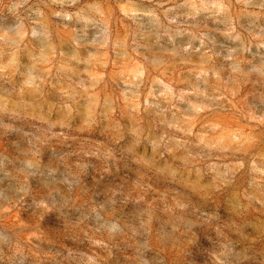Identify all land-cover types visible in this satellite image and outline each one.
<instances>
[{"label":"rangeland","instance_id":"obj_1","mask_svg":"<svg viewBox=\"0 0 264 264\" xmlns=\"http://www.w3.org/2000/svg\"><path fill=\"white\" fill-rule=\"evenodd\" d=\"M178 2L182 3L183 0ZM217 2L221 0H197V6ZM259 3L260 0H253L249 7ZM109 6L114 12V26L119 30L131 24V20L120 22L121 12L137 21L133 27H139L146 34L142 55L154 65L164 63L168 80L178 92L184 90L193 93V100L197 99V90L211 94L225 83L230 86L232 78L239 75L233 71L234 68L242 67L247 71L252 67L241 65V60L250 59L259 66L261 56H264V48L257 47L260 41L252 42L250 52L243 51L249 46L250 37L246 30L264 36V32H261L264 19L254 22L253 17L236 15L244 7L243 4L237 5L232 13L222 15H216L215 9L192 14L190 7L176 8L168 16L176 18V24L171 27L180 34L171 32V40L168 35H161L158 39L151 21L134 15L138 8L145 7L137 0H128L119 8L115 2H110ZM169 6L165 4L166 8ZM61 10L72 11L67 5L63 9L49 6L47 0H0V68L12 63V67L0 73V96L7 95L14 84L27 79L30 74L47 76L45 94L39 101L37 114L50 122L61 120L66 114L63 104L67 98L62 94L63 89H69L70 83L74 86L79 80H83L86 87L91 86V78L85 75L90 68L87 61L89 53L97 51L93 44L102 40L103 25L93 27L88 17L67 19L53 14ZM41 11L45 13L44 16L38 15ZM159 11L163 13V9ZM233 25L236 32L229 34ZM237 33L241 35L240 40L232 38ZM112 55L118 58L120 53ZM53 57L52 64L46 65V59ZM61 64L65 69L57 75V68ZM46 67L49 69L47 72ZM68 68L73 71L68 72ZM202 72L208 75H200ZM215 74L219 75V80ZM69 76L71 81L68 80ZM152 87L155 91L166 90V86L159 84ZM147 91V85L137 89L118 79L105 77L104 84L98 89L101 102L98 113L107 112L112 107H116V112L111 120L99 115V123L94 126L96 131L90 135L78 131L84 119L87 94L75 88L79 103L77 111L68 121L70 127L61 129L57 126L53 129L63 132L69 139L55 137L43 147L42 150L48 154V168L58 171L54 177L49 176L47 170H43V175L37 173L35 180L38 183L31 187L24 204L29 209H35L36 202L42 199L49 204L56 203L53 212L65 224L78 225L72 231L60 232L50 228L42 233L33 231L41 227V217L47 215L43 209L33 210L26 219L21 215L24 204L19 210L12 208L10 212L2 211L23 194L24 176L19 172L27 158L23 152L28 148V140L42 134L37 128L46 130L47 126L27 121L21 125L22 131L8 133L0 125V137H4L0 139V224L5 226L0 228V241L8 240L10 233L7 227L14 225L24 226L21 229L23 240L29 235L44 236L51 243L42 245L46 249L45 254L36 252L38 264H57L59 258L55 256V249L61 246L64 237L71 235L81 241L87 239L85 233L106 242L108 246L93 249L85 244L76 264H87V255L93 251L97 254L98 264H217L213 259L214 253L220 256L222 264H264V208L255 205L243 211L245 201L240 196L243 178L230 189L212 193L209 199L210 190L204 189V185L210 182L211 175L205 172L201 180L196 172L197 166L184 167L172 155H161L160 152L155 154L151 171L133 163L134 156L152 159L148 140L164 135L168 131V122L190 111L187 103L176 102L175 108L160 114L162 108L167 106L147 107ZM261 91L264 89L251 85L245 89V92L252 93L249 99L256 105L260 103ZM122 92L124 95H121ZM136 93L140 96L138 102L133 100ZM212 115L219 116L225 126L234 122L232 113L217 112ZM113 121L119 122V132L114 130ZM134 128L141 130L140 145L135 144ZM24 132L30 135L25 137ZM8 135H15L17 148H9L11 141L6 138ZM144 137H148V140ZM85 140L90 141L93 150L97 144L105 146L102 152L111 147L116 159L103 155L99 159L67 155L76 152ZM117 140L120 142L117 143ZM176 155L187 153L182 150ZM61 157L64 159L61 160ZM78 161L89 166L90 182L77 183L75 175L70 174L77 171ZM65 179L73 183L74 191L69 192L68 184L63 183ZM198 180L202 190L201 199L196 202L190 197V186ZM138 183L145 187L150 185L147 192L138 189ZM65 200L67 207H62ZM177 204H188L187 213L173 210ZM221 206L227 210V216L220 215ZM193 208L199 209L194 216L191 215ZM178 217L184 221L180 225L182 229H188L192 220L201 226L181 235L173 230L174 225L179 223ZM201 237H207L211 243L205 244ZM20 264H31V261L21 260Z\"/></svg>","mask_w":264,"mask_h":264},{"label":"clouds","instance_id":"obj_2","mask_svg":"<svg viewBox=\"0 0 264 264\" xmlns=\"http://www.w3.org/2000/svg\"><path fill=\"white\" fill-rule=\"evenodd\" d=\"M110 2H115L117 8L128 3V0H47L49 6H59L61 9L67 5L72 11H54L53 14L57 17H65L71 19H83L88 17V22L97 25H103L101 29L102 40L93 44L97 51L89 53L90 68L85 72V75L91 78V86L86 87L83 80L75 82V85L69 84V89H63L62 94L67 98L63 104L66 114L63 119L50 122L44 116L37 114V108L40 107L39 101L44 97V88L46 86L47 76L29 75L12 86L11 91L7 95L0 96V125L7 130L8 133H17L22 131L21 125L27 121H36L39 124L46 125L47 128H37L41 135L33 136L28 140V148L23 152L27 158L24 160V167L19 169V172L24 176L25 187L23 194L15 202L11 203L10 207H4L2 211L10 212L12 208L20 209L29 198L30 189L38 181L35 180L37 173L43 175V170H47L49 176H55L58 169H50L46 164L47 153L42 149L50 140L55 137L63 136L65 140L69 137L63 132L53 131L57 126L61 129L70 127L68 122L74 111H77L79 101L76 99L77 93L75 88H80L87 94V104L84 106L83 123L78 128L81 133L93 134L98 125V116L103 115L105 119L111 120L116 107L110 108L109 111L98 113L101 107L100 95L98 89L104 84L105 77H111L120 80L125 85H133L137 89L148 86V91L145 96V104L147 107L162 108L164 111L175 108L176 102L187 103L190 111L181 117L175 118L167 123L168 131L161 135L158 139L148 140L149 147L153 153L152 159H145L144 156L133 158V163L145 166L149 171L153 169L155 154L160 152L161 155L167 153L172 155L174 159L179 160L184 167L189 165L197 166L196 172L200 179H203L204 173L211 175L210 182L204 185V189L210 190L209 199L212 193H220L224 190L232 188L239 180L243 178L244 184L240 192V196L245 203L242 205L243 211H248L255 205L264 208V91L260 92L259 105L253 104L250 101L251 92H245L250 85L258 89H264V56H261L259 66L254 65L253 61L241 60V65L248 64L252 67L245 71L242 67L234 68V72L239 75L232 78L231 85L227 83L217 87L213 93L207 91L200 92L197 90V99H191L193 93L180 90L179 92L173 86L166 76V66L164 63L159 65L152 64L141 53V49L145 47L144 39L146 34L139 30V27H133L137 21L132 16H126L123 12L120 13L123 23L125 20H131L124 30H119L114 26V12L110 8ZM137 3L145 5L144 8H138L135 16L148 18L159 39L161 35H168L172 39L171 32L175 31L179 35V31L171 26L176 24V18H169L168 13L176 8L190 7L192 14H196L201 10L207 11L215 9L216 15L230 14L237 5L243 4L236 15H247L254 18V22L264 19V0H260L258 5L249 7L253 4V0H221V2L209 4H200L197 6V0H183L179 3L178 0H137ZM165 4L170 5L165 7ZM79 5V7H77ZM151 5V7H149ZM163 9V13L159 11ZM38 15L44 16L43 11ZM248 31L249 46L243 49L244 52L251 51L253 41H260L257 44L258 48H264V36L260 33ZM236 32V27L233 25L230 28L231 33ZM264 32V28H261ZM23 35H27L24 33ZM35 35V32H33ZM234 40H240L241 35L237 33L232 37ZM119 52L118 58H113V53ZM53 58H47L46 65H51ZM76 59V57H73ZM231 59V57H229ZM12 63L0 68V73L6 72ZM65 66L61 64L57 68V75L60 74ZM45 71H49L46 67ZM72 72L71 68L67 69ZM95 73V75H93ZM75 74V73H74ZM202 76H207L208 73H200ZM217 80L220 79L218 74H215ZM71 81V76L68 77ZM159 84L162 87L166 86V90H153V85ZM121 95H124L122 92ZM140 99L139 93L134 94L133 100L138 102ZM151 101L152 103H149ZM199 105V106H197ZM217 112H228L234 116V122L225 126L224 121L219 116H213ZM7 121V122H5ZM114 130L119 132L120 124L118 121H113ZM133 134L136 136L135 144H141V130L134 128ZM25 137L29 136V132H24ZM4 137H0L3 139ZM11 141L10 149L18 147L15 135L6 137ZM117 143L120 141L117 140ZM105 146L97 144L95 149L90 141L85 140L74 153L67 155L82 156L83 158H97L101 155L104 157H112L116 159L115 152L111 147L102 152L101 149ZM161 150H163L161 152ZM186 152L187 155H176L178 152ZM129 151H132L129 149ZM64 157H61L63 160ZM77 171L70 173L75 175L77 183H88L91 181V174L88 171L87 164L76 163ZM160 171V169H156ZM81 177L83 179L81 180ZM63 183L68 184L69 192L74 191L73 183L65 179ZM200 181L190 186V197L193 201L199 202L201 199ZM150 187V185L148 186ZM148 187L143 184H137V188L142 192H147ZM67 200L64 201L62 207H67ZM56 203L49 204L46 200L36 202L35 209H43L47 215L41 217V227L34 228L36 233H42L44 229H54L60 232L72 231L78 225L65 224L60 216L53 212L56 208ZM188 204H177L175 209L180 213H187ZM35 209H29L24 204L22 218L31 215ZM238 210V209H234ZM199 211L198 208H193L191 215ZM220 215L227 216V210L221 206ZM214 218L210 217L209 219ZM179 223L174 225V232L186 235L189 231H194L201 225L196 220L189 221L191 225L188 229H182L181 224L184 223L182 217H178ZM199 220V218H197ZM207 223V221H204ZM5 226L0 224V228ZM23 225L8 226L7 231L10 233L8 240L0 241V264H20L21 260L31 261V264H38L36 252L41 255L45 254L46 249L42 248L44 244H50L42 235H29L26 240L21 239V229ZM86 240L78 241L71 235L65 236L61 246L55 249V256L59 259L57 264H76L79 255L83 252L85 244H89L93 249L97 247L106 248V242L88 236ZM235 239V237H233ZM202 242L210 244L211 241L207 237H201ZM199 259V258H197ZM213 259L217 264H222L220 256L213 254ZM87 264H98L97 254L93 251L87 255Z\"/></svg>","mask_w":264,"mask_h":264}]
</instances>
